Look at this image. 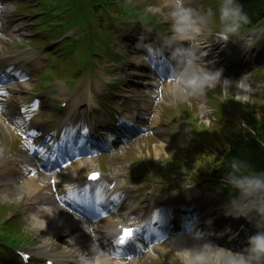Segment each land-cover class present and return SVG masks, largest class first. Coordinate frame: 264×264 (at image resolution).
I'll use <instances>...</instances> for the list:
<instances>
[{
	"label": "bare ground",
	"instance_id": "bare-ground-1",
	"mask_svg": "<svg viewBox=\"0 0 264 264\" xmlns=\"http://www.w3.org/2000/svg\"><path fill=\"white\" fill-rule=\"evenodd\" d=\"M167 2V0H166ZM193 8L197 9V6H194ZM160 10H163L162 8H159ZM3 10V11H2ZM9 10V9H8ZM8 11H6L4 8L0 9V14H7ZM1 20V19H0ZM3 21V20H2ZM14 25V26H13ZM12 26H7L5 30L8 31L9 37H14L16 32H20V35L24 34V28L13 24ZM4 30V29H2ZM0 30V31H2ZM0 34V72L7 68L10 64L15 63L19 67L14 70L12 73V76L19 77V89L18 92L28 93L30 90V87H32V76L35 72V68L33 67V64H30L28 59H26L23 63L21 61V58H23L22 54H16L14 56H8L5 53L6 50V44L7 40L3 38ZM201 41V40H200ZM200 41H198V47L200 45ZM201 55L204 57L205 62L207 60H210V54L207 52H203L202 48ZM217 63L221 67H226L228 63L222 62V58L217 56L214 58ZM240 59V58H239ZM252 60L251 65H254V62L258 61L257 59H249ZM248 61V60H247ZM262 62V61H261ZM136 72L126 73L125 77L133 82H137L140 84H143L145 86L152 85L151 81L147 79L146 74V66L144 63L142 64H133L132 66ZM25 77H28V80H24ZM62 92H65V89H62ZM43 100V99H42ZM16 103L11 99L8 98L6 100H0V128L4 129L7 132H10V129L12 125L8 120H13L14 118L18 119L20 123L24 124V134H26L28 137L32 138L39 149H44L48 143L50 145H57L58 141L56 139H60L61 144L67 143L68 140L72 139V142L75 143V147L71 149L69 153L65 154V157L69 159H73L74 162L71 166L72 168V176L68 177L65 180L57 179L56 186L54 187L53 184H51V180L46 177L48 174L43 176V179H40L38 176H32L31 175V169H28L27 166H22L19 164V160L17 159H3L2 160V167H0V181L4 178L5 175H8L13 180H8L4 183H9L10 186L4 185V183H1L0 190H8L9 189V195L18 194L23 199L25 197H28L27 204H26V212L28 213V221L31 225L33 230L42 231V234H44L47 238H45V245L43 247V250L46 251L48 248V245L50 244L51 240L54 239L55 236H52L53 233L56 232L55 235L60 234L58 232V227L60 226V231L62 232L60 234L61 239H65V245L66 248L63 252L59 254V256H49V258H53L56 262V264H78V257L79 255L75 254V248L80 247L79 249L82 251L85 248L81 245H86L90 242L87 235L85 233H82V229H80L78 226H73V220H71V216H67L68 214H62L63 212H59L57 208H54V203L51 201V197H49L55 190L57 191V194L59 195H67L71 187L74 186V182H77L79 179L83 178L87 173L96 170L97 163L92 158V152L86 150V144L81 142L77 137L78 134L76 130L71 126H67L66 130H64L63 134L61 133L62 128L66 125V122L69 118L74 117L78 110L71 111L69 108L67 110V116L65 118H62L59 120V125L56 130L51 131L48 129L45 125H43L38 120V116L33 117L29 122L26 120L35 112L38 111L39 114H42V111H45L49 105H51L50 102L40 101L39 107L34 110H24L20 111L19 107L16 105L13 107L12 105H15ZM146 105H136L135 112H132L130 110L131 119L134 120L133 116L140 117L141 120L145 121L144 113L147 110L145 108ZM73 107V106H72ZM77 116V115H76ZM159 116H155V119L158 123ZM156 124V122H155ZM76 125V124H75ZM2 131V130H1ZM102 143V142H101ZM70 147V145H69ZM80 148H85L84 154H78ZM59 153L61 150L59 149ZM9 154V153H7ZM64 155L59 156L58 159L62 158ZM160 152H157V157L159 158ZM35 164V163H34ZM121 164L114 165L115 172L117 175H119V167ZM34 167H37L35 164ZM55 170V168L53 169ZM28 176V177H27ZM56 178V177H55ZM12 183H18L19 186H13ZM55 189V190H54ZM105 190H97L92 191L89 189H86L79 195H74L71 197L72 201L76 204V206L86 209V214H89V211L93 212V218L94 220L99 219L102 216H109L111 215V210L108 207V203L111 202V205L119 207L121 209L120 216H117L118 220L125 219L129 213L132 220H136L138 216H140L141 212L138 211V200H136L133 204L130 202L132 200V196L130 193H126L125 195L121 196H115L112 198V194L108 195L106 198ZM127 199H126V198ZM207 205V206H206ZM211 203H205V211L209 209ZM46 207V208H45ZM151 212V211H150ZM149 212V213H150ZM59 213V214H58ZM146 214V212H144ZM63 215V216H62ZM149 215V214H148ZM61 216V217H59ZM205 212V217H206ZM112 217L107 218L104 221H101L99 224L96 225V227L93 228V230L90 232V234H93L94 236H97L93 242L97 244V251L100 252V250L110 254V248L114 252L115 247H113L111 244L104 245L105 241L110 235L111 228L116 225V223H112ZM206 220H201L200 223L196 225V227L193 228L191 235L195 231L203 232V230H208L207 224L205 223ZM97 223V221H96ZM77 224V222H76ZM75 224V225H76ZM168 226H166L167 228ZM165 228V229H166ZM252 228V227H251ZM146 231V228L144 229ZM149 233H155V234H163L166 235L167 233H164L162 231L156 232L151 229L147 230ZM250 235L253 234L251 231L249 233ZM191 235L187 236H180L178 238H172L162 244L160 246V249L166 256H170L172 254H175V249L178 247L183 246H191L194 241L191 239ZM212 237V236H211ZM71 239V241H69ZM213 243L227 248V245L222 242V240H216L213 237L208 238ZM61 241V240H60ZM50 247V246H49ZM90 248V246H89ZM78 252V250H77ZM94 252V253H96ZM47 254V253H46ZM123 261L120 260H112V264H122Z\"/></svg>",
	"mask_w": 264,
	"mask_h": 264
},
{
	"label": "clouds",
	"instance_id": "clouds-1",
	"mask_svg": "<svg viewBox=\"0 0 264 264\" xmlns=\"http://www.w3.org/2000/svg\"><path fill=\"white\" fill-rule=\"evenodd\" d=\"M166 6L170 34L161 37L160 51L167 54L173 65L168 95L176 100L204 96L220 84L223 69L212 70L198 47V41L211 34L210 25L217 13L222 37L219 41L225 45L229 41L239 42L242 50L249 53L264 39V30L241 35L251 21L239 0H219L215 11L210 8L204 12L189 6L187 0H167ZM223 182L233 190L224 215L254 221L256 234L248 238L247 247L242 251H233L208 239L213 235L234 239L230 227L219 233L195 231L191 246L175 249L179 264H264V172L252 171L246 160L233 158ZM206 224L211 229L213 221L208 220ZM78 264H112V260L102 250L92 255L80 251Z\"/></svg>",
	"mask_w": 264,
	"mask_h": 264
},
{
	"label": "rangeland",
	"instance_id": "rangeland-1",
	"mask_svg": "<svg viewBox=\"0 0 264 264\" xmlns=\"http://www.w3.org/2000/svg\"><path fill=\"white\" fill-rule=\"evenodd\" d=\"M21 0H18V2H20ZM27 0H24V2ZM162 5V1L158 2V5H156V8L160 7ZM10 9H12V12H16L14 14H11L14 20H17L16 22L23 23L24 25H29V18H27L26 16H23L19 13L20 9L17 8L15 9L13 6L9 7ZM169 11L168 7L165 8L164 12L167 14ZM40 31L44 30L43 27L39 28ZM27 31H30V27L27 28ZM209 37V42L213 43L214 42V37L213 36H208ZM13 41L12 42H8V44L10 45L9 51L13 52L15 49V46L18 43L19 39H14L12 38ZM28 42V41H27ZM28 45V43L26 44ZM262 45L264 46V43H262ZM98 50L102 51L103 53L109 54V52L105 49H103V47H101L100 45H98ZM70 61H75V57H71L68 58ZM59 68H57V70H52L51 73L53 75V77H55V81L61 79L62 75L58 72ZM44 76V75H43ZM35 79V78H34ZM36 82L34 85H36L38 83V79H35ZM62 82V81H61ZM71 85V84H70ZM69 85V86H70ZM131 85L128 86H124L120 89H124V90H131L130 89ZM52 91H57V89H53ZM66 96H71V93H69V90L66 91ZM137 95L139 96L140 93H137ZM60 95L58 94L57 96H47V97H43L45 98V100H52V105L50 106V111H44L43 114H48L51 113L52 111H54V102L58 101L60 102ZM263 98L262 95H256L255 99H261ZM213 105L216 107L217 109V114L219 117H221L223 120L227 121V122H234V118L227 114L225 111V108L219 103V102H214ZM131 104H128L126 110H128L129 108H131ZM199 114L197 112H194V116H198ZM62 118V114L61 112L57 113L56 116L52 117L48 122L43 121L42 123L46 124V125H51L53 126V128H56L59 124V119ZM109 119H112L111 117ZM163 122L165 125H174V126H179V123H175L174 120H172L169 116L163 117V120L161 121ZM15 132H13V134H9L6 131H1L0 130V143L2 144V151H4L3 153H1V156H5L6 153H13V149H17L18 151H20V148L23 149V145L20 146L19 148V142H20V138L18 136H15L14 134ZM164 133L168 134L169 136H171L172 134V130H166ZM204 134H208L207 132H204ZM2 135V136H1ZM3 137V139H2ZM14 140V142H13ZM216 142L221 145V138L220 139H216ZM141 145L143 146L144 143L146 144V148L151 149L152 151V156H150V154H147L146 156H141L142 157V162L143 163H148L151 160L154 161L157 165L161 166L162 162L164 160L167 159V157L169 156V153L167 150L163 149L162 146L160 144H155L154 146H151V140L150 139H141L140 140ZM155 143V142H154ZM138 141H135L133 144L130 143L129 146L132 147V149L127 152L128 150H126V148H118L116 150V152H114L113 154L106 156L103 158V160L100 161L101 165L103 166L104 164L107 165L108 169L110 168L111 170L113 169V165L117 164V163H122V166L120 167L121 171H125V169L129 168L130 166H132V158L134 157V159H138L139 158V151L137 150L138 147ZM210 146V144H208ZM156 151H160L161 155H160V159H159V163L156 162ZM133 156V157H132ZM2 160H0L1 162ZM141 162V163H142ZM138 164V166H140V163H136ZM181 185H183V183H180ZM26 201L27 200H23L20 201L19 199V195L18 194H14V195H6L5 193L0 192V202L1 204L5 207V209L7 210V212H10V216H15L16 214L14 213L16 210L17 213V218L19 219L18 222L24 226V230L26 233H28L29 235H33L36 236L37 238L41 239L43 241V238H41L38 234V230H33L32 227L29 224L28 221V217L25 214V205H26ZM17 222V221H14ZM82 233H86L85 231H82ZM87 234V233H86ZM45 236V235H44ZM88 239L90 238V236L87 234ZM3 241H7L10 243V241L3 239ZM42 241H40L42 243ZM70 241V240H69ZM60 246L59 251L61 252L64 249V242H59ZM0 250L3 251V244L0 241ZM28 246V245H25ZM91 246V244H90ZM95 247V246H94ZM145 256L143 257H139L138 259H136V261H132V262H128L126 264H151V261H153L152 256L149 254H144ZM15 257L14 255L12 256H8L7 261L10 262L12 261V259ZM170 258H172L174 261H178L177 257L175 255H172ZM1 260H5L3 258H0ZM157 264V263H155Z\"/></svg>",
	"mask_w": 264,
	"mask_h": 264
},
{
	"label": "trees",
	"instance_id": "trees-1",
	"mask_svg": "<svg viewBox=\"0 0 264 264\" xmlns=\"http://www.w3.org/2000/svg\"><path fill=\"white\" fill-rule=\"evenodd\" d=\"M243 2L250 21L255 22L263 16L264 0H244ZM259 111L249 114L246 118L250 127L254 129L256 136L254 137L251 133L242 131L232 140V143L235 144H233L231 150L229 148L228 151L224 149L219 151L218 160L223 167L225 166L228 169L233 158H240L250 164L252 171L264 172V110L259 109ZM12 228L4 230L8 231L10 238L19 234L16 233L17 230H14L16 229L15 226H12ZM13 231H15L14 235H12Z\"/></svg>",
	"mask_w": 264,
	"mask_h": 264
},
{
	"label": "snow or ice",
	"instance_id": "snow-or-ice-1",
	"mask_svg": "<svg viewBox=\"0 0 264 264\" xmlns=\"http://www.w3.org/2000/svg\"><path fill=\"white\" fill-rule=\"evenodd\" d=\"M99 178V174L97 173H93L89 179L92 180V181H97ZM133 236H134V231L132 229H124L123 230V234L119 237V240H118V243L121 245V246H124L126 245L130 240L133 239ZM25 259H27L25 257Z\"/></svg>",
	"mask_w": 264,
	"mask_h": 264
}]
</instances>
